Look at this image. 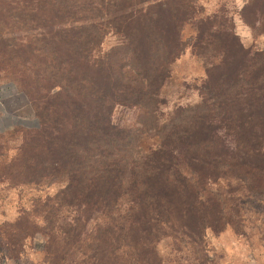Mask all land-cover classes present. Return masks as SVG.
Segmentation results:
<instances>
[{
	"label": "trees",
	"instance_id": "1",
	"mask_svg": "<svg viewBox=\"0 0 264 264\" xmlns=\"http://www.w3.org/2000/svg\"><path fill=\"white\" fill-rule=\"evenodd\" d=\"M240 14L264 32V0ZM0 46L34 54L32 84L19 70L0 81L32 100L46 149L36 168L61 184L46 216L52 261L161 264L162 240L205 245L264 196V49L246 46L223 8L0 0ZM186 52L203 69L185 84L197 101L168 110L163 90ZM62 94L63 115L50 103Z\"/></svg>",
	"mask_w": 264,
	"mask_h": 264
},
{
	"label": "rangeland",
	"instance_id": "2",
	"mask_svg": "<svg viewBox=\"0 0 264 264\" xmlns=\"http://www.w3.org/2000/svg\"><path fill=\"white\" fill-rule=\"evenodd\" d=\"M246 1L198 0L206 12L218 8L228 11L242 42L264 49V32L253 29L241 18ZM13 37L19 38L20 33L14 32ZM16 42L19 40L13 44ZM4 49L0 46V74H4V70H19L23 83L32 84L36 70L32 66L34 54L24 48L18 52ZM202 74L200 60L190 52L178 59L173 66V79L163 90L165 108L171 110L179 104L197 101L196 93L186 90L185 84L194 85L196 77ZM10 84L16 87L18 101L8 95ZM51 99L56 101H50L51 105L58 104L62 115L65 114L62 111L66 105L65 96ZM3 104L8 108L21 106L22 114L17 127L0 133V260L4 264H63L64 261L55 262L47 257L49 223L46 216L54 206L53 199L61 184L49 182V170L36 168L37 156L46 149L39 144L43 142L39 132L42 127L38 125L33 102L14 82L3 80L0 81V105ZM128 116L120 112L115 114L116 119ZM11 121L9 112L0 114V123ZM244 204L240 223L219 232L208 230L205 245L162 240L158 245L161 264H264V196L246 198ZM6 244H10V249L5 248ZM4 253H10L11 258Z\"/></svg>",
	"mask_w": 264,
	"mask_h": 264
},
{
	"label": "crops",
	"instance_id": "3",
	"mask_svg": "<svg viewBox=\"0 0 264 264\" xmlns=\"http://www.w3.org/2000/svg\"><path fill=\"white\" fill-rule=\"evenodd\" d=\"M8 95L9 97H12L13 100L18 101L17 99V90L16 87L13 85H9ZM7 112L10 113L12 116V121L8 124H5L4 122L0 123V133L5 132L7 130L13 129L18 126V120L20 118V114H22V107L21 106H15L13 108H8L5 104L0 105V114L5 115ZM0 264H4L3 262H0Z\"/></svg>",
	"mask_w": 264,
	"mask_h": 264
}]
</instances>
